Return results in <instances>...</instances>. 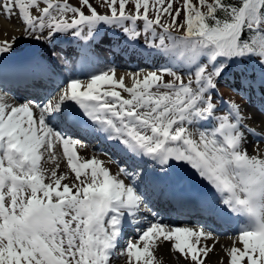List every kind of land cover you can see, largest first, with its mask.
I'll use <instances>...</instances> for the list:
<instances>
[{
	"label": "snow or ice",
	"instance_id": "6c2138e0",
	"mask_svg": "<svg viewBox=\"0 0 264 264\" xmlns=\"http://www.w3.org/2000/svg\"><path fill=\"white\" fill-rule=\"evenodd\" d=\"M0 14V264H264V0Z\"/></svg>",
	"mask_w": 264,
	"mask_h": 264
},
{
	"label": "rangeland",
	"instance_id": "374dc122",
	"mask_svg": "<svg viewBox=\"0 0 264 264\" xmlns=\"http://www.w3.org/2000/svg\"><path fill=\"white\" fill-rule=\"evenodd\" d=\"M156 255L160 259V264H183L182 261L177 260L176 253L169 248L166 242H161V245L159 247H156ZM125 258L122 257L121 260L127 263V261H125Z\"/></svg>",
	"mask_w": 264,
	"mask_h": 264
},
{
	"label": "bare ground",
	"instance_id": "6f19581e",
	"mask_svg": "<svg viewBox=\"0 0 264 264\" xmlns=\"http://www.w3.org/2000/svg\"><path fill=\"white\" fill-rule=\"evenodd\" d=\"M16 20V17H13L12 21L7 20L3 14H0V32H3L4 30V26L7 25L9 30H11L12 24L13 22ZM84 155V154H81ZM86 156V155H85ZM87 157V156H86ZM161 248V247H160ZM158 248V249H160ZM222 252H215L213 254H211V259L215 256L216 258H218L219 255H222ZM119 264H125V263H119Z\"/></svg>",
	"mask_w": 264,
	"mask_h": 264
}]
</instances>
